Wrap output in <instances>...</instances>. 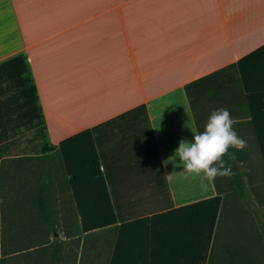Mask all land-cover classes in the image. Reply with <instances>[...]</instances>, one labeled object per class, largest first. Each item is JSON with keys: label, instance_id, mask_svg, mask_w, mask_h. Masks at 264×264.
<instances>
[{"label": "crops", "instance_id": "1", "mask_svg": "<svg viewBox=\"0 0 264 264\" xmlns=\"http://www.w3.org/2000/svg\"><path fill=\"white\" fill-rule=\"evenodd\" d=\"M263 47L264 0H0V65L27 59L48 138L46 160L41 148L19 142L5 150L0 192L14 217L5 226L1 212L0 234H40L35 207L44 181L49 211L66 220L78 216L75 187L78 201L94 204L95 218L105 188L112 216L128 227L118 250L137 249L146 259L148 220L216 197L217 181H230L217 177L201 187L174 155L182 140L203 131L213 110L228 109L247 141L244 150L230 149L238 169L264 170L237 66ZM88 131L92 140L78 138ZM69 141L70 154L94 149L99 182L92 163L71 184L57 151ZM102 239L75 245L77 264L85 247L104 249ZM25 241H16L17 258L35 253Z\"/></svg>", "mask_w": 264, "mask_h": 264}, {"label": "trees", "instance_id": "2", "mask_svg": "<svg viewBox=\"0 0 264 264\" xmlns=\"http://www.w3.org/2000/svg\"><path fill=\"white\" fill-rule=\"evenodd\" d=\"M237 66L240 69L248 94L252 124L264 163V47L243 59ZM27 131H34L35 134L39 135L41 139L40 153L44 155L41 159L46 160L48 138L43 111L39 104L37 89L27 59L19 56L0 65V164L3 163L5 158V150L14 147L16 142H19L21 133ZM78 138L92 140L93 134L88 131ZM71 142L62 143L57 149L64 168L72 177L71 184L76 185V172L84 168V165L90 168L93 166L92 163L97 165V177L92 179H98L99 182L101 175L98 157L95 155L94 149L91 147L93 154H89L86 152V146L83 145L81 150L77 149L70 154L66 148ZM236 162L237 158L235 157L231 163L233 171L231 177H220L230 179L229 183L226 182L225 185H220L217 181L218 195L216 197L155 215L147 221L146 226L150 239L149 244L146 246V259L142 252L137 249L122 252L121 249L118 250L124 230L128 227L118 226V219L112 216L113 209L105 188L102 189L104 191V202L100 204L101 213L99 212L98 215L100 216L95 218L89 216V211L94 204H84L80 200L78 201L75 187L74 198L76 203L74 205L76 211H78V216L75 219L66 220L62 214L56 212L53 215L49 211L52 204L47 196V181H44L37 205L40 234H26L22 238H26L25 242L28 249H35V253L40 249L44 257L48 255L49 264H59L63 259L65 242L59 237L55 238V233L60 230L66 235V245L73 250L74 255L71 256L75 258L79 255V251H74V247L76 245L79 248L81 240L88 244L92 243L95 238L96 240L103 238L102 240L106 242L105 248L110 245L105 257L106 264H117L119 259L122 258L121 256L127 251L128 254L120 261L123 264H144V262L145 264H227L228 255H242L244 251L234 237L232 238L235 240L218 241L219 225L230 199L231 202L233 201V205H237L235 204L237 202L257 216L256 224L259 227L260 238L264 241V221L259 217L253 206V202L248 195L246 175L238 169ZM97 190L99 191V188ZM56 209H58V205ZM3 212L2 223L6 226L8 221H5ZM45 228L52 230L53 239L48 238L45 240ZM107 229L112 232V235L108 236L104 233ZM5 234L10 233L4 230L2 238ZM95 234H100V237L94 236ZM110 239H113V241ZM114 242L116 244V246L114 245L115 251L111 248ZM91 249L89 251H95L96 253L99 251L97 248ZM13 250L15 252L12 255L19 253L16 251V246ZM24 251L28 253L26 250ZM85 251H87L86 247L82 251V259L79 264L84 261ZM20 253L22 252L20 251ZM35 253L32 259L39 257ZM97 258L96 256L89 258V260H91V263H95ZM141 259H144V261H141Z\"/></svg>", "mask_w": 264, "mask_h": 264}, {"label": "rangeland", "instance_id": "3", "mask_svg": "<svg viewBox=\"0 0 264 264\" xmlns=\"http://www.w3.org/2000/svg\"><path fill=\"white\" fill-rule=\"evenodd\" d=\"M41 139L39 135L35 134L34 131L22 132L19 137V146L25 148H32L34 151H39L41 148ZM246 176L245 179L248 183V195L253 202V206L259 217L264 221V171L252 170L243 172ZM6 196L3 191L0 192V210H2L5 221H9L14 217L13 211H8L6 206H10V203H6ZM237 205H233L231 199L228 201L227 207L224 210V214L221 218L218 231V241H229L230 239H236L238 244L243 247L244 251L242 255L229 256L227 257V264H264V241L260 238L259 227L257 226V219L255 214L248 211L241 204L235 202ZM8 206V207H9ZM36 206V205H35ZM37 208V206L35 207ZM38 212V209L36 210ZM36 211H34L36 213ZM34 213V214H35ZM0 227H1V211H0ZM1 231V229H0ZM44 238L53 239L52 230L44 229ZM57 237L65 242V250L63 259L59 264H77L78 258L72 257L74 252L69 249L67 244L66 235L63 231L56 232ZM23 236H16L13 233L5 234L2 238L0 234V264H49V258L43 256V252L39 249L35 254L39 257L32 259L29 257V253L26 255H12L15 250L16 241L18 238L22 239ZM234 237V238H232ZM234 239V240H235ZM108 247L104 248V251L99 250L98 253L95 251H85V256L81 264H106L105 257L108 253ZM245 252V253H244ZM80 253V251H79ZM23 256V257H22ZM98 257V261L91 263L89 258ZM86 259L87 262H86ZM100 259H103L100 262ZM237 259V260H235ZM250 261V262H249Z\"/></svg>", "mask_w": 264, "mask_h": 264}, {"label": "clouds", "instance_id": "4", "mask_svg": "<svg viewBox=\"0 0 264 264\" xmlns=\"http://www.w3.org/2000/svg\"><path fill=\"white\" fill-rule=\"evenodd\" d=\"M234 123L228 109L217 108L203 124V131L194 133L191 141L182 140L175 150L183 171L199 177L201 187L206 188L217 177H231L229 161L235 157L230 149L241 151L248 147L247 141L235 131Z\"/></svg>", "mask_w": 264, "mask_h": 264}]
</instances>
